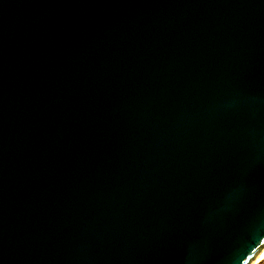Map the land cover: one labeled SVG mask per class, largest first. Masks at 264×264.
Segmentation results:
<instances>
[{"label":"water","instance_id":"1","mask_svg":"<svg viewBox=\"0 0 264 264\" xmlns=\"http://www.w3.org/2000/svg\"><path fill=\"white\" fill-rule=\"evenodd\" d=\"M263 250L264 0H0V264Z\"/></svg>","mask_w":264,"mask_h":264},{"label":"rangeland","instance_id":"2","mask_svg":"<svg viewBox=\"0 0 264 264\" xmlns=\"http://www.w3.org/2000/svg\"><path fill=\"white\" fill-rule=\"evenodd\" d=\"M262 253L264 254V250L260 253V255L258 256V258H259V257H260V258L262 257ZM258 258H257V259H258ZM261 259H262V260H260L258 264H261V263L263 264V263H264V256H263V258H261ZM256 261H257V260H256ZM254 262H255V261H254ZM252 264H253V263H252Z\"/></svg>","mask_w":264,"mask_h":264},{"label":"bare ground","instance_id":"3","mask_svg":"<svg viewBox=\"0 0 264 264\" xmlns=\"http://www.w3.org/2000/svg\"><path fill=\"white\" fill-rule=\"evenodd\" d=\"M264 254L262 253V257L263 258ZM260 257L258 259L255 260V262H253V264H258L260 260H262ZM262 264V263H261ZM264 264V263H263Z\"/></svg>","mask_w":264,"mask_h":264}]
</instances>
